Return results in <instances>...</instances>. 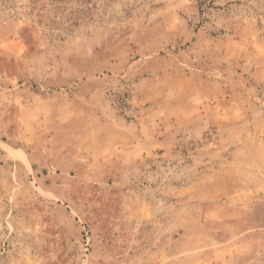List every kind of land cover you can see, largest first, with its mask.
<instances>
[{"label": "rangeland", "instance_id": "374dc122", "mask_svg": "<svg viewBox=\"0 0 264 264\" xmlns=\"http://www.w3.org/2000/svg\"><path fill=\"white\" fill-rule=\"evenodd\" d=\"M0 264H264V0H0Z\"/></svg>", "mask_w": 264, "mask_h": 264}]
</instances>
